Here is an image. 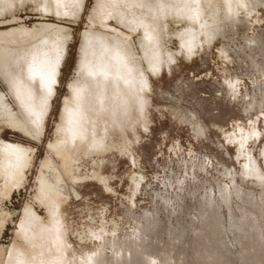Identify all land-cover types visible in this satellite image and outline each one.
I'll list each match as a JSON object with an SVG mask.
<instances>
[{"label":"rangeland","instance_id":"1","mask_svg":"<svg viewBox=\"0 0 264 264\" xmlns=\"http://www.w3.org/2000/svg\"><path fill=\"white\" fill-rule=\"evenodd\" d=\"M91 3L0 0V264H264V0Z\"/></svg>","mask_w":264,"mask_h":264},{"label":"bare ground","instance_id":"2","mask_svg":"<svg viewBox=\"0 0 264 264\" xmlns=\"http://www.w3.org/2000/svg\"><path fill=\"white\" fill-rule=\"evenodd\" d=\"M15 149H17V148H15ZM14 150V149H13ZM18 150V149H17ZM15 159H16V163L17 164H20L21 163V161H22V158L24 157L23 156V153L21 152V150L19 149L18 151H15Z\"/></svg>","mask_w":264,"mask_h":264},{"label":"snow or ice","instance_id":"3","mask_svg":"<svg viewBox=\"0 0 264 264\" xmlns=\"http://www.w3.org/2000/svg\"><path fill=\"white\" fill-rule=\"evenodd\" d=\"M193 6H194L193 4H188V5H186V7H193ZM88 7H92L91 0H89ZM161 7H163V5H161ZM173 23H174V21H173ZM30 71H32V69H30ZM90 74H91V73H90ZM48 91L50 92L51 89L49 88Z\"/></svg>","mask_w":264,"mask_h":264}]
</instances>
